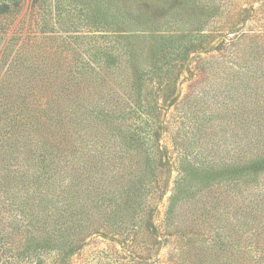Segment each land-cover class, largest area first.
<instances>
[{
	"label": "trees",
	"instance_id": "1",
	"mask_svg": "<svg viewBox=\"0 0 264 264\" xmlns=\"http://www.w3.org/2000/svg\"><path fill=\"white\" fill-rule=\"evenodd\" d=\"M143 1L136 0L138 6ZM201 3L206 6L202 0L191 2L189 12L187 5L184 10L180 5L177 17L192 22L190 14L203 7ZM9 8L10 3L1 2L0 17ZM213 27L218 28L208 33L202 28L199 35L163 29L159 35L163 47L159 42L157 53L164 47L166 51L156 63L145 66L135 58L137 48L123 44L121 33L113 32L118 49L131 50L122 57L117 71L101 72L93 67L85 73L87 63L63 65L58 55L39 54L40 50L26 45L17 50L10 66L15 68L23 59L25 72L18 73L23 75L22 81L14 80L8 90L0 89V264H68L71 254L83 248L89 237L118 233L114 208L126 205L130 209L132 200L143 195L145 188L151 197L157 195L155 176L149 178L151 184L147 180L142 187L135 185L142 175L143 153L151 151L168 160L167 146L145 137L155 129L163 109L155 92L173 88V94L177 88L171 80L157 79L172 78L176 60L186 62L190 49L209 50L202 42L210 33L220 37L219 44L210 43L218 54L202 57L199 53L189 69L199 70L204 79L210 78L205 71L217 69L221 80L216 92L222 96L218 113L231 127L233 138L227 144V137L220 136L218 145L225 141L223 153L207 152L197 166L193 163L184 172L163 220L155 215V207L143 212L156 239L158 235L164 241L174 237L167 262L157 256H139L130 262L264 264V39L242 31L227 41L232 28ZM150 30L137 36L151 34ZM106 86L131 97L127 100L132 109L127 115L140 110L148 128L128 134L131 126L125 124V108H111L102 99ZM148 87L149 92L142 96L141 91ZM135 88L140 90L139 98H133ZM209 92L210 88L198 92L196 104L206 101ZM175 101L177 96L169 103ZM143 144L149 148L143 150ZM13 184L22 185L20 198L9 193ZM180 211L182 223L175 220ZM48 256L54 260L50 262Z\"/></svg>",
	"mask_w": 264,
	"mask_h": 264
},
{
	"label": "rangeland",
	"instance_id": "2",
	"mask_svg": "<svg viewBox=\"0 0 264 264\" xmlns=\"http://www.w3.org/2000/svg\"><path fill=\"white\" fill-rule=\"evenodd\" d=\"M193 1L144 0V3L138 6L136 0H0V3L8 2L11 5L9 11L0 17V89L3 87V90H8L13 86L14 80L22 81L23 75L18 73L25 72L26 65L23 59L20 58L15 68L10 66V60L18 52L17 50L25 48V45L37 51L40 50L39 54L43 52L58 55L63 65L87 63L85 73H90L93 67L101 72L109 71L110 68H115L117 71L120 62L124 61L122 57L126 58L125 56L131 51L128 48L123 50L125 52L118 49L119 43L117 44L113 32L121 33L120 41L123 44L137 48L139 53L135 51V58L143 66L147 62L156 63L160 57H163L165 47L160 49V54L157 53L159 42L163 47V40L159 37L163 29H170L180 34L191 32L199 35L200 29L203 28L208 33L209 30L219 27H213L214 25L220 24V28L225 30L232 28L226 35L227 41H231L237 33L242 31L258 34L259 39H264V0H202L206 6L201 3L200 6L203 7L192 11L197 13L190 14L192 22L177 17L180 5L183 7L182 10L187 5L189 12L192 9L190 3ZM196 1L201 2V0ZM150 5L154 6L153 9L150 8L151 10L148 9ZM142 8L146 10L142 11ZM238 26L241 29L237 32L235 29ZM144 29L153 31L150 30L151 34L148 35L137 36ZM146 36H152V39L145 41ZM211 36L214 37L212 40ZM62 39L65 41L63 42ZM182 39L185 41V38ZM199 39L200 36L197 39L198 46L201 44ZM218 41H220L219 35L210 33L205 41H201L202 46H206L209 50L192 51L190 49L186 62L181 59L176 60L177 65L172 67V73H170L172 78L162 76L157 79L158 81L171 80L175 82L177 88L173 94H171L173 88L164 92L162 90L155 92L163 109L157 117L155 129L152 128L150 134L146 133L145 137L156 140L160 146H167L168 160L163 155L159 159L158 154L151 151L143 153L146 156L141 158L142 175L135 182L139 188L148 183L147 180L151 184L149 178L155 176L159 182L157 195L151 197V193L145 188L143 195H138L132 200L134 205L130 209H127L126 205L125 208H114L117 215L113 222L119 230L118 233L89 237L83 248L71 254L68 264H132L130 260L138 259L139 256H151L152 259L157 256L161 262H167L170 251L174 247L172 243L174 237L168 236L164 241L158 235L156 239V235L151 232L152 229H148L147 214L143 212L148 211L150 207H155V215L163 220L167 207L177 194V185L181 177L185 175L184 172H189L193 163L196 165L192 166H197L207 152L209 155L223 153L221 147L225 141H221L218 145L220 136V138L227 137V144L233 138L231 127L222 122L221 115L218 113L219 107H222V96L216 92V86L221 80V77L217 76V69L204 72L209 74V79H204L201 76L203 73L199 70H193L191 67L189 69L191 61L197 58L199 53L202 57L217 55L218 52L210 46L213 43L219 44ZM68 42L71 44H67ZM191 65L194 66L195 61ZM131 68H133L132 65ZM209 88L207 97L210 99L207 98L206 101L197 105L198 96L195 95L198 92L202 94ZM149 90L150 87L144 88L141 95L145 96ZM103 91L102 99L111 108H125L127 119L125 124L131 126L129 128L131 132L128 131V134L141 130L144 126L147 127L146 117L139 113L140 110L127 115L132 109L128 104L131 97L125 96L119 90L109 89L107 86ZM139 92L140 90L135 88L136 97L133 96V98H139ZM175 96L178 97V101L169 103V100ZM165 98L169 99L165 101ZM177 102H180V106H177ZM160 126L164 128L158 130ZM210 140H214V145ZM142 148L145 150L149 146L143 144ZM180 150L181 153L178 154ZM227 151L230 152V146L227 147ZM202 172L201 170V175ZM12 187L18 191L8 189L9 193L17 198H20V195L23 196L21 184H13ZM164 188L165 193L159 198L160 190ZM124 204L125 202L122 203ZM139 210L142 212L139 213ZM175 220L179 223L183 222L184 215L181 211ZM48 258L50 262L54 260L52 256Z\"/></svg>",
	"mask_w": 264,
	"mask_h": 264
}]
</instances>
